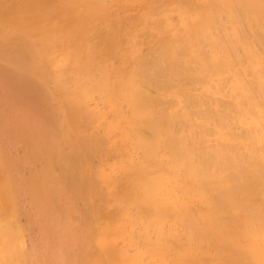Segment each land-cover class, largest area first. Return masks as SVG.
<instances>
[{"label": "rangeland", "instance_id": "rangeland-1", "mask_svg": "<svg viewBox=\"0 0 264 264\" xmlns=\"http://www.w3.org/2000/svg\"><path fill=\"white\" fill-rule=\"evenodd\" d=\"M39 1L40 3L37 4L38 0H0V13H2L1 15L9 13L13 11L14 9L20 8V11H18L19 17L27 18V19L29 18L28 23L33 22V24L34 23L37 24L38 22L36 20L34 21L32 20V19H35L34 17H36L37 14L38 15L41 14L40 16H42L43 19L45 16H51L50 17L51 19L49 22L44 23V20L42 21L43 26L45 27V26L55 25L54 27L59 26L62 30V32L59 34L60 35L59 37L58 36L56 37V35L54 34L55 36H53V38L50 37L48 40L45 34L42 33L43 31L42 29L43 27L41 26L42 24H38L37 28H39L40 26L42 27L39 30L35 27H31L32 29H35L33 30V32L30 33L27 30L25 32L21 29L23 27H21L18 21H14L11 19L7 20L6 17L0 15V225L1 224L4 225L7 223L4 226L1 225V227L2 228L8 227V230L11 227L13 230H15V232L13 231L14 232L13 237L16 239V241L12 239L11 237L12 234L10 238L14 240L15 242H17V244L19 245L21 242V247L18 245L16 248L15 246L16 243L13 241L14 243H12V245L14 244V246L12 247H15L16 251L15 250L13 251V249L15 248L12 249L11 247L13 253H7L9 254L8 256H5L6 254L3 255L5 259L4 257H2V255H0V260L2 261L0 262L1 264H108L105 262L108 261V257H110L109 252L112 253V255L115 253H116L115 255H118L117 254L118 252L120 255L121 253L123 254V252H121L123 250H124V255L125 253L127 254L126 256L123 255L124 262L126 261V263H127V259H129L133 254H135V257L136 255L138 256L137 257L138 260L131 262L132 264H147L146 262L150 264V260L152 263L153 259L157 261L158 259L160 260V258L162 259L163 256L166 259L167 257L165 256V254L159 255L158 251H156L157 255H156V252L150 253L151 251H148L147 253L146 251L147 248L146 250L144 249L145 248L144 242L146 244V242H149V240H151L150 241L151 243L155 241L157 237V233L152 230L155 227L149 226L151 225L150 223L148 225L147 222H144V220L146 219L142 221L144 222L143 224L141 223V220H139L140 224L144 226V228L141 227V229H145L146 232L148 231L147 233H144L145 230L140 231V224L138 223L139 221L138 220L135 221L136 219H141L142 215H144L142 216V219L143 217L148 216L150 214V211L151 212L153 211L152 204L150 203L146 204L144 203L145 202L144 201L143 203L146 205H143V208H142L141 201L145 200L146 197L145 199H143L142 197L139 196L140 198L138 197V199L140 200H138L137 197L135 196L133 200L129 202L130 206L131 205L132 206L131 207L129 205L127 206L126 201L121 197V193H120L124 185H129L125 181L132 178L128 170H131L130 168H132V166L135 167V164L140 160L139 158H141L142 152L138 149L136 150L135 148H132L134 147L133 143L137 140V137H138V136L136 137L135 135H138V133L140 132L142 134L144 133L143 135L148 136L146 134H148L149 130L145 127L143 128L140 127L139 130L141 129V131L138 130V133L131 132V130H129L130 132L127 131V128H129V126H128V123H127L128 127L126 126V122H128L127 120H130L131 118L130 106L128 102L126 103L125 100H120V102L118 101L116 106L112 104L113 97H116L118 94H115L113 92L107 93V91L106 90L104 91L103 88L101 87L100 79L103 77V73H104L102 72L103 67L106 68V65L108 63L114 64L115 68H119V69L109 70L108 71L109 74L113 77L116 76L118 78L122 77L121 79H125V77H127L129 72L131 71L130 69L132 65L130 64H133L134 58L136 59L138 57H143V58H147V60H151L150 57L154 58L155 56L158 55L157 54L159 53L157 50L159 48L158 46H160L161 48V45L164 43V41L165 40L167 41V39L172 36L171 34L179 29L178 27L186 28L187 25L189 26L190 21H189L188 15L193 16L192 14H194V12L199 13V11L203 13V8L205 10L208 8L209 5L215 6L214 7V9L216 8L215 10L211 8L212 6L211 7L209 6L210 10L212 11L214 10L216 12L215 20L214 21L210 20L208 23L209 24L208 30L210 33L212 32L211 29L214 28L211 35L215 33L214 37L218 39V41L220 39L219 42H222L221 43L222 45H227V43L231 42L229 40L235 39L237 36H234V35H238V36L240 35L241 36V37L239 36L241 38L240 41H243L242 43L238 42L236 44L234 43V40H233L232 44L234 43L236 45L233 44L231 46L232 49L230 48L231 52H228L229 51L228 50L227 51L228 53H226V59L227 61L230 62V63L228 62V64H231L233 62L231 65H229V68L234 70V74L236 76L232 74L233 71L228 68L227 69L228 71L222 72L225 74L224 76H222L223 75L222 73L218 74V76H217V73L216 74L212 72L211 73L208 72L206 74L203 73L204 77L207 75L208 79L207 77H205V80L207 79L208 81L206 82L205 80H203L202 82L201 81L202 79L198 77L200 75L198 74V72L195 71L196 68L194 69L195 65L192 64V67L191 66L187 67V65L184 63V65H186L187 68L185 66H182L183 68H180L182 62L180 63V65H178L179 62H177L176 66L178 65L177 69L180 71L176 70L175 72H171L169 70L168 72V69L166 67L164 68L163 66L165 71L168 73L165 74V72L163 71L164 69H163L162 70L163 76H162V73H160L161 78L159 79L160 74H158L155 79L157 80L158 78L160 82L164 80L170 81V83L168 81L167 83L165 81L164 84L160 83L162 87L164 86L163 88H160L163 91L158 89L159 87H161V86L158 87L159 85L158 81H156L157 82L156 85L158 84L157 88H155L154 86L153 87L150 86L149 88L151 89L147 88V91L148 93H151V96L153 98H155L154 96H161V97H158V98H161L160 99L161 103H158L160 102L158 101V98L156 99L158 101L157 102L158 106H156L158 110L160 107L163 108L167 106L166 109H168V111L170 110L173 113L177 114L179 111L178 109H180V112H179L180 114L182 113H184V115L189 114V116L188 115L187 116L193 118L191 119V121L189 118L187 119L188 121L193 123V124L189 123L190 124L189 126L187 125L188 122L186 121V119H182L183 117L179 118L181 115H179V113L177 114V116L179 117L177 118L176 121L172 122L174 124L171 123V129L173 130L175 128L173 132L175 133V136H177L176 137L177 139H180V138L182 139L183 135L185 136L187 129H188L187 126L189 127L193 126V127L198 128V130L203 131V134L206 136V137L204 136L205 139L206 138L208 139V140L206 139V143L209 141V139H211L210 141H212V143L215 141L219 142L217 139L218 138L217 132L220 131L223 134L225 133L224 134V136H226L225 139L228 140L232 138L235 142L238 143L237 146L242 145V147L241 146L239 148L236 147L235 150L238 153H241V155L245 158L246 162L249 163L251 160L249 158L250 157L252 158V156H250L251 154H249L250 152H248L249 147H246V146L243 147V145L245 144L244 141L247 140L248 135L250 136V134H249V131L245 128V126H242L243 122L241 121L245 119L249 120L250 118H261V119L264 118L262 117L264 116L263 115L264 114V104H263L264 97L262 95V93L264 94V91L258 90L257 89L258 84L255 85V83L258 82V80L256 79L258 75L260 76L261 79L264 78V74H262L264 73V51H263L264 50V26L262 29V25H263L262 23H264V17H261L262 18L261 20L259 15L256 16L252 13H249L250 11L247 10L248 8L244 9L246 6L242 8L244 5H240L241 3H238L237 6L239 8L237 6H232L233 12H235L234 15L237 13L233 18L234 20L232 18L230 19V17L228 20V14H227L228 11L226 12L224 11L225 9L222 8V7L226 8V6L223 5L222 0H219L222 4L218 0H132L133 2L131 0H39ZM32 2H34L33 4L35 5H33ZM28 3L32 4L33 7L31 5L26 6ZM92 4H95L96 6ZM220 4H221V8H220ZM240 7H241V10L243 9L244 11L243 12L240 10V12L241 13L243 12V14L244 13L248 14V16L246 15L243 16L241 13H238ZM160 8L161 10H159ZM173 8H175L176 10L175 9L173 10ZM157 12L159 15H157ZM43 13L44 15H42ZM185 13H186V16H185ZM238 14H241V15L239 16ZM217 15L219 19H216ZM146 16L147 18H145ZM151 16L153 18H157V17L158 18L155 19V21L153 19L154 22L148 23L152 19ZM137 17L139 18V20ZM246 17L247 18L249 17L250 19L248 18L247 20ZM140 18H144V20L148 22L140 20ZM159 18H162L163 23L165 24L167 23V26H169L170 28L168 29L169 31L164 30L166 32L163 34H161L162 32H159L160 30H162V26H163L162 22H159L157 24L155 23L158 20H160ZM236 18L239 19V21ZM224 19H225V22H223ZM220 20H221V24L219 22ZM230 20L232 23H230ZM215 21L216 23H218V26L217 24H214ZM233 21L235 22L238 21V23H235ZM250 21L252 22V25ZM210 23H213L214 25L211 24L213 26H210ZM142 24L145 25L144 28L141 27ZM160 24H161V27L159 26ZM224 25H225V28H223ZM237 25H239V27ZM234 26L238 28V31L237 29L235 30ZM26 27H27V24H26ZM175 27L177 29H175ZM226 27H228L230 31H228L229 29ZM134 28L139 29V30H136L135 32ZM189 28H190L189 29L190 31L191 27ZM215 28L217 29V31ZM226 29H228L227 31L229 34L227 33ZM147 31L148 32L151 31V32L148 33ZM156 32L159 33L160 35L156 34ZM127 33L131 38L127 36ZM218 33H221V34H219L218 36ZM226 33L230 36L228 37ZM167 34L169 35L167 36ZM190 34L195 37L198 36L196 35L197 33L192 30ZM149 35L151 36V39ZM226 36H227V39L228 38L230 39L228 40L223 39V38H226ZM257 36H258V39H257ZM134 37L135 38L138 37L139 41L137 39L135 40ZM133 38L135 42L137 41V43L133 42V44H131L132 41H134ZM204 40H202L203 42H200L201 44L200 48L203 51L205 50V53H209L212 50L210 48L212 46L209 40L207 42L206 40L205 41ZM96 41L98 42V44L96 43ZM250 41L251 42L253 41L252 43L253 45L250 43ZM185 42L186 43L188 42V38L186 41H184V43ZM244 42L246 43L242 47V44ZM256 42H259V43H256ZM159 43L160 44L162 43V44L159 45ZM107 44L109 45L106 47ZM245 45L247 46L252 45L255 53L258 54V55L255 54L256 56L255 59L257 61L255 68L253 67V65H251L252 63H250L251 59L249 60V58L246 57L247 55L246 51L244 52L245 49L243 50ZM75 46L76 48H73ZM128 46H130L131 48H128ZM183 46L186 49H188V50L183 51L185 53H187V51H190V50L192 51L193 49L191 48H196L195 41L194 43H192V46H190V50L187 46L185 45ZM238 46H239V49H237ZM112 47L114 48V50ZM97 49H99L98 55L96 54ZM130 49H132V51ZM71 50L74 53H72ZM81 50L82 51L87 50L91 55L95 54V56L93 55L95 58L91 56L90 64L88 66L81 67L77 65L78 59L76 58L78 57V55L82 56L83 54H85L81 52ZM154 50L157 51V53L155 52V54H157L155 56H153ZM206 50L208 51L210 50V51L206 52ZM257 50L261 52H257ZM93 51H96V53ZM107 51L108 52L110 51L111 54L108 53ZM148 51L150 53H148ZM191 51H190V54L194 56V50L192 52ZM65 52L66 54L68 53V57L66 56ZM146 52L147 54H149V56L146 54ZM234 52H237V53L235 54ZM178 53L179 52H176L175 54H178ZM229 53L232 55V56L230 55L231 57L228 56ZM136 54H137V57L135 56ZM58 55L59 56L64 55L65 57H67L64 60L65 62L62 61L61 65L57 68L50 67L51 65H49L48 63L49 61H46V59L48 60L50 56H51L50 58H53V56L56 57ZM178 55L182 59H184L185 56L188 55V53L187 55L186 54L184 55L178 54ZM234 55H237L236 56L237 58ZM179 56H177L176 58H178ZM229 57L230 59L228 60ZM235 58L238 61H235ZM110 60L111 61L113 60V62H110ZM244 62H246V64H249V65L247 66ZM102 64L104 66H102ZM244 66H245V69H247L245 71L248 73L243 71ZM236 69L240 73H238ZM254 69H258V71L257 70L254 71ZM260 69L263 72L259 71ZM252 71H254L255 76L253 75ZM230 73L234 75V77L231 76ZM244 73H246L247 76H244L246 75ZM249 73H251L252 75L251 74L249 75ZM255 73H257L258 75H256ZM186 74L189 76H187ZM219 76L220 77L222 76V77L220 78ZM242 76L244 78L240 79V77ZM253 76H254V80H253ZM210 77L212 80L214 79L213 82L212 80H210ZM193 79L194 80L196 79V80L194 81ZM197 79H200V80L198 81ZM233 79H234V82H233ZM191 80H193L194 82H192ZM227 80H229V83ZM245 80H248L250 84L252 82L253 83L251 84V86H249L250 84L248 83V81H245ZM255 80H257V82ZM238 81L240 83L243 82V85L247 82L246 85L244 86H247V89L248 88L254 89V90L253 89L251 90L252 93L254 94L252 98L255 100L254 101L252 99L254 101L253 106H255V107L252 106V108L254 109L251 108L253 111L251 109L247 110L248 107H246V105H243V104H246L245 103L246 100L245 98H243L245 101L242 103V100H240V98L237 97L238 94L236 90L235 92L237 95L234 92L235 88L232 91H228L230 90V88H233V86L231 87L229 86L231 84L230 82H232V84L235 85V82L237 83ZM195 82L196 83L198 82L199 83L198 85L202 83L203 84L200 85V87H198V85ZM186 83H189V84H186ZM191 83L192 84L195 83V84L191 85ZM205 84L208 85V88H213L212 86L214 84L215 86L216 85L219 86L220 84V86L219 87L214 86L213 89L215 90L212 91V89H208ZM203 85L205 86V88ZM239 86L240 85H238L237 87ZM187 88L188 90H192V92L191 93L190 91L189 93L185 92V91H188ZM201 88L204 89V92L202 93H201V90H202ZM218 88L220 90V91L218 90V93H220L221 95L216 93ZM209 90H211V92L215 94L211 93ZM181 91H183V94L185 92L186 97H184L181 94ZM193 91H195L194 93L197 92L195 96L193 95L194 94ZM208 91L211 94H209ZM175 92H177L178 94H176ZM228 92H230L229 94H231V92L232 93L234 92L233 94H235L236 96H233V94H231V96L226 95L228 94ZM199 93H200V96L198 95ZM205 93H208V95ZM187 94L191 96L189 97V95L187 96ZM258 94L260 96H256ZM197 95L200 97V98L198 97V100L196 99ZM205 95L207 97H205ZM178 96L181 99L182 97H184L185 99H183L182 101H177V100H180ZM192 96L194 97V99ZM201 97L203 99H201ZM234 97L238 98L241 101L242 107L240 103L238 104H235V102L232 103V101L235 100ZM260 97H261V100H259ZM176 98L178 99L176 100ZM186 98L188 100H186ZM162 100H164V102ZM186 101H189V102H186ZM258 101H261L262 103L259 104ZM169 102L171 103V106ZM199 102H204V103L206 102L205 103L206 105L204 103H199ZM216 103L219 106H215ZM161 104L162 105L164 104V106H160ZM165 104H168V105H165ZM201 104H203L205 107L208 105V107L206 108L207 110L204 108V110L202 111L203 109L202 107L204 106ZM127 105H128V108H125L127 107ZM184 105L186 106V108L191 110V112L189 111L186 114L185 111L186 110L188 111V109H185ZM195 105L197 106V110H195L196 108ZM210 106L211 108H209ZM192 107H195L193 108L195 113L193 112ZM200 107L202 109H200ZM257 109L258 111L263 110V112H257ZM199 110L201 112H198ZM205 110L207 111V114L215 113V112L218 113V114H210L214 116V117L212 116V118L215 119L214 122L209 123V121L211 120L213 121V119H208L209 120L208 121L206 120L207 118L205 119V117L201 118V115H203L201 113H204V116H205V112H206ZM127 112L129 113L128 116L125 115V114H128ZM196 113H199L198 115L200 117L196 115ZM195 116L201 118L200 123H195L196 121L199 122V119L197 117L195 118ZM227 117L230 119V122ZM218 118H221V119H218ZM115 119L117 120L116 122H114ZM202 120L203 121L206 120L207 122L205 121V123H202ZM219 121L220 122L224 121V123L222 122L224 125L219 124L220 123ZM112 122L116 123V124H113L115 125L114 127H111L110 125ZM175 123L177 124L175 125ZM206 123H207V126H206ZM210 124L211 126L213 125L212 128ZM181 125H183V127ZM196 125L198 126L201 125L202 127L201 126L197 127ZM207 127L208 129H206ZM110 128H111V131H110ZM181 128L182 130L183 129L184 130L182 131ZM204 129L207 130V132L204 131ZM210 129H216V130H213V131L211 130L212 131L211 132L212 134H211V133H208L210 132ZM223 130L225 131L228 130L227 131L228 134L225 131L223 132ZM249 130L251 132V129ZM143 131H145L146 133ZM256 131L258 132V134L260 132H263V134L260 133V135H264V128H260V130L257 129ZM234 133L236 134V136ZM150 134L151 132H149V135ZM229 134L235 137L229 136ZM244 136L245 138L246 137L247 138L244 139ZM242 138L244 139V141ZM196 140L197 139H195L194 141L195 146L192 145L193 144L192 142H189V144L194 147L193 148L194 152H195V147L197 149L202 144L199 139H198L199 143ZM241 140L243 141V143ZM114 141H116L117 143ZM197 143L199 144V146H197L198 145ZM210 143L211 142H209L208 144ZM213 144H217V143L215 142ZM115 145H117V147ZM119 146H120V149L118 150ZM161 148L159 146L158 151H157L158 155L159 156L161 155L160 157L163 161V164H167V161H165V159L169 155L170 149H168V147L165 145H163ZM113 149L115 151H113ZM163 149L165 150V153ZM133 151L135 153H133ZM249 151L251 150L249 149ZM133 154L135 155L133 156ZM110 162L112 163L116 162V163H113L115 164L113 165ZM123 163L125 164L123 165ZM109 167L111 168L109 169ZM120 167L129 168V169L128 170L125 169L127 171H124V173H122L124 169H121ZM102 171L104 172L102 173ZM108 171L110 173H108ZM111 171L113 172V174ZM133 171H134V168H132L131 172L133 173ZM231 171L233 172L235 170L233 168L231 170L229 169L226 170V172H229V173ZM127 172L129 173L126 174ZM119 173H122V176L124 174L126 178L128 177L127 180L126 178L124 179L125 176L121 177V174ZM235 173H232V174L235 175L236 178L241 176L240 173L241 174L243 173V175L245 174L244 177H246L249 174V164L248 166L246 165L245 167H243L240 173L239 172H237V174ZM106 175L107 176L111 175L113 178L115 177V179L113 178L109 179L110 177H107ZM128 175L130 176V178ZM176 177H174V179H172L171 182L169 181V183L167 181V184H170L168 185V187L169 186L173 187L174 192L176 191V189L181 190L183 185L185 186V184H183V181L186 184L188 182V181L186 182V180L184 179L182 180L178 176ZM131 180H128L127 182L131 183L129 182ZM134 180H135V177H133V181ZM118 182L119 184H117ZM112 184H114V187H112L113 186ZM174 187H177V188L175 189ZM258 189L256 191L257 194L253 193L251 195L252 199L254 200L255 199L257 200L259 197L258 194L261 191V189H259V191ZM178 193H179L178 195L177 193L175 195L180 196V192ZM3 196H5V198ZM117 199H120V201ZM187 199L190 200L189 204L192 203L191 205H189L190 214L193 215L195 210L203 211L204 205L202 206L201 203L196 198H193V196L192 197L189 196L187 197ZM135 201L137 202L135 203ZM132 202L133 204H131ZM107 203H109L110 205ZM149 205L151 209L147 208L149 207ZM122 206L123 208L124 206L125 208L127 206V209H129V211L126 210L125 208L123 209ZM140 206L142 209L140 208ZM137 207H139L140 209ZM191 207H194V210ZM122 210H123V214H120L122 213L121 212ZM125 210L131 213L130 214L131 216L133 215L134 216L128 217L129 215L128 214L126 215V218L128 217L127 219L124 216L122 217L121 215H125L124 213ZM198 212L194 213L196 214V216L194 215L195 217H197ZM167 222L164 223L165 225L164 224L162 225V227L164 226L163 230L164 229L167 230V228L170 227L174 231V228H177L176 231H174V232H177V234L174 233L176 234V237L173 234V239L175 238L173 241L175 244L174 243L173 244L174 245L178 244V247H179V242L183 239L181 236L185 234L183 230L186 227L185 226L186 224L183 221L182 222L178 221V223L177 221L176 222L170 221V223L168 222V224ZM173 223H175L176 227L174 225L171 226ZM182 223L184 224V226L181 225ZM13 224L15 225L13 226ZM177 224H179L180 226H177ZM120 225L121 227L123 226V228H121L122 232L127 231L126 233L124 232L125 237H123L124 235L122 234V232H119L121 230ZM166 225L169 227L165 228ZM16 228L17 229L19 228V229L16 230ZM180 229H183V230H180ZM131 230H134V231H131ZM163 230L161 233H164V234H168L170 233V231L172 232V230H169V231H166L165 233L164 232L165 230L164 231ZM19 231H21V233ZM8 232L12 233L10 231ZM16 232H17V235L15 234ZM111 232L115 234H112ZM180 232L183 235L180 236ZM100 234L102 235V237ZM20 236L22 238H20ZM17 238H20V239H17ZM108 238H111V239L108 241ZM11 239L9 240L10 243L12 242ZM21 239L23 240V246H22ZM242 241H244V239H242ZM105 242H108V243H105ZM190 243H191V240L189 241V246L192 245L193 247H195V250H197L196 251L197 253L195 254V252H193L194 248L191 246L193 249L192 250L191 247H189L190 251L192 250L191 252H193V254H191L190 252L191 254L190 256H194L197 254L203 255L204 252L205 253L207 252V255L210 254L212 256L213 254L214 255L216 254L215 253L216 251L214 252V250L218 251V248L217 249L215 248L216 246L209 245L207 244V242L198 244L200 245L199 247L198 245L195 244V242H192L194 245ZM100 246L102 247L100 248ZM196 246L198 249H196ZM173 247L174 248L171 247L172 251L170 250V246L168 247L169 251L167 248H166L167 251H164L167 253V256L170 254V251L172 253L168 256V259H166L167 264L169 263L171 264L172 262L173 264L175 263L174 258L175 256H178V254L176 252H175L176 254H173V251L180 252L177 245ZM176 247L177 249L175 250ZM133 249H137V250L134 251ZM145 253H147L148 255ZM149 253L154 256H151ZM188 254H189V251L187 252V254L184 253L183 256H186V258H190ZM183 256L182 257L180 256V258H183ZM9 257H13V258L15 257V258L13 260L12 258L10 259ZM154 257H156L157 259ZM169 259H173L171 260L172 262L168 263ZM121 262L123 264V261ZM214 263L219 264L220 261L219 262L214 261Z\"/></svg>", "mask_w": 264, "mask_h": 264}, {"label": "bare ground", "instance_id": "bare-ground-1", "mask_svg": "<svg viewBox=\"0 0 264 264\" xmlns=\"http://www.w3.org/2000/svg\"><path fill=\"white\" fill-rule=\"evenodd\" d=\"M132 1V0H131ZM219 1V0H218ZM45 2V1H44ZM120 2V1H119ZM133 2V1H132ZM164 2V1H163ZM183 2V1H182ZM204 2V1H203ZM209 2V1H208ZM220 2V1H219ZM34 2H32V4H33ZM38 3H40V1L38 0V2H37V4ZM126 3V2H125ZM221 3V2H220ZM222 3H223V5H225L226 6V8L225 7H222L223 9H225L224 11H228V20H229V17H230V19L232 18H234V16L237 14H235L234 15V13L235 12H233V9H232V6H237L238 5V3H241L240 5H244L242 8H244L245 6V8L244 9H247V10H249L250 12L249 13H252V14H254V15H256V16H260V18L261 17H264V0H222ZM221 3V4H222ZM32 4H27L26 6H29V5H31L32 6ZM36 4V5H37ZM43 4V3H42ZM46 4V3H45ZM48 4H49V2H48ZM129 4H131V3H129ZM147 4V3H146ZM149 4V3H148ZM170 4V3H169ZM210 4H211V2H210ZM221 4H220V8H221ZM33 5H35V4H33ZM91 5V4H90ZM92 5H95V4H92ZM186 5V4H185ZM88 6V5H87ZM96 6V5H95ZM210 6V5H209ZM209 6H208V8H209ZM212 6V5H211ZM210 6V7H211ZM33 7V6H32ZM67 7V6H66ZM91 7V6H90ZM214 7L215 6H212L211 8L212 9H214ZM238 7V6H237ZM71 8V7H70ZM208 8L207 9H205L204 10V8H203V13H201L200 11H199V13H197V12H194V14H192L193 16H189L188 15V17H189V21L191 22H189V26L187 25L186 26V28H183L180 24V26L182 27V28H180V27H178L179 29L177 30V31H175L174 33H172L171 35V37L170 38H168L167 39V41L165 42L164 41V43L161 45L160 43H159V45H161V48H160V46H158L159 48L157 49L158 50V52L160 53H157V51L156 50H154V54H153V56H155V55H157V56H155L154 58H152V57H150L151 58V60H147V58H143V57H138V58H134L133 60V64H130V65H132L131 66V73L129 72V76L127 75V77H125V79H121L122 77H116V76H111L110 74H109V70H113V69H119V68H115V65L114 64H109L108 62V64L106 65V68L105 67H103V71L102 72H104L103 73V77L100 79L101 80V83H100V85H101V87L103 88V90L105 91H107V93H115V94H118L116 97H113V99H112V104L114 105V106H116L117 105V103H118V101L120 102V100H125L126 101V103L128 102V104H129V106H130V109H131V118H130V120H127L128 122H126V126H127V123H128V126H129V128H127V131L128 132H130L129 130H131V132H137L138 133V130H139V128L140 127H145V128H147L148 130H149V132H151V134L149 135V132H148V134H146V135H148V136H145V135H143L142 133H138V135H135L136 137H137V140L133 143V146L134 147H132V148H135L136 150L138 149V150H140L141 152H142V154H141V158H139L140 160L135 164V167H133L132 166V168H134V171H133V173L131 172V170H132V168H130L131 170H128L129 168H122V167H120L121 169H124L123 171H122V173H124V171H129L130 172V176L132 177L131 179H128V180H131V181H129V182H131V183H128L127 181V178H126V176L123 174V176H125L124 177V179L126 178V180L127 181H125L127 184H129V185H124V187L122 188V190H121V197L126 201V205L128 206H130V203L129 202H131L132 200H133V198L136 196L137 197V199H138V197L140 196V197H142L143 199H145V197H146V199L145 200H142L141 201V206H142V208H143V205H146L147 203H150V204H152V207H153V211L151 212L150 211V214L148 215V216H146V217H143V219H142V216H144V215H142L141 216V219H136V217H135V221H139V220H141V223L143 224L144 222H147V224L149 225V223L151 224V225H149V226H154L153 228L156 230H154V229H152L154 232H156L157 233V237H156V239H155V241L153 242V243H151L150 241L151 240H149V242H146V244H145V242H144V245H145V250H146V248H147V253H148V251H151L150 253H152V252H156V251H158L159 252V255H161V254H165V256L167 257L166 259H168V256L170 255V254H172L171 253V251H172V248H174L173 246H176L177 245V247H178V244H176V245H174L175 243L173 242L174 241V239H173V234L174 233H176L177 234V232H174V231H176V229L177 228H174V231L169 227V226H165V228L166 227H169V228H167V230H163V228H164V226L162 227V225L164 224V223H166L167 221L170 223V221L171 222H176L177 221V223H178V221H183L186 225V227L184 228V230L183 229H180V230H183L184 232H185V234L183 235V234H181V232H180V236L181 235H183V236H181L183 239L179 242V247H178V249L180 250V252L179 251H173V254H178V256H175V263L174 264H213L214 263V261L216 262H219L220 261V263L219 264H221V262H222V264H264V135H260V133L261 134H263V132H260L259 134H258V132L256 131L257 129H259L260 130V128H264V118L263 119H261V118H250L249 120H247V119H245V120H242L241 122H243V125L242 126H245V128L249 131V134H250V136L248 135V133H247V135H248V138H247V140H245L244 141V139H246L245 138V136H247V135H245L244 136V139H243V141H244V145H243V147L244 146H246V147H249V149L251 150V151H249V149H248V152H250L249 154H251L250 156H252V158L250 157L249 159H251L250 160V162L248 163V162H246V160H245V158L241 155V153H238L236 150H235V148L236 147H242V145H240V146H237L238 145V143L237 142H235L232 138H230V139H225L226 138V136H224V134L222 133V132H217L218 133V141L219 142H217V141H215L217 144H213V143H215V142H213L212 143V141H210L211 139H209V141L206 143V139H205V135L203 134V131H200V130H198V128H196V127H193L192 126V122H190L191 121V119H193V118H191V117H188L189 116V114H187L189 111L191 112V110H189L188 108H186V106L184 107L185 109H188V111L186 112L185 111V113L188 115H184V113H182V114H180L179 112H180V109H178L179 111H178V113H179V115H181L180 117L179 116H177V114H175V113H173L172 111H168V109H166V107L167 106H165V107H163V108H159V110L156 108V106H158L157 105V102L158 101H160V102H158V103H161V98H158V97H161V96H154L155 98H153L152 96H151V93H148V91H147V88H149L150 86H154L155 88H157V85H156V81H158L159 82V85H158V87L159 86H161L160 85V83L162 84H164L165 83V81L166 80H164V81H162V82H160V80H158V78H157V80H155L156 79V77H157V75L158 74H160V73H162L163 71L165 72V74H167L168 72H169V70L171 71V72H175L176 70H178L177 69V66L178 65H180V63H181V67L180 68H183L182 66H185L186 67V65H187V67H192V64L193 65H195L194 66V69L196 68V72H198V74L200 75V76H198V77H200V79H202L201 81L203 82V80H205V77H207V75L204 77V75H203V73H208V72H212V73H217V76H218V74H221L222 72H225V71H228L227 69L229 68V65H231V64H228V62L229 61H227V59H226V53H228V52H231L230 51V48H231V46L234 44V43H238V42H243V41H240L241 40V36L239 37L238 35H234V36H237L236 38L235 37H233V38H235V39H231V40H229V41H231V42H229V43H227V45H222L221 43L222 42H219L220 41V39H219V41H218V39H216L214 36V34L215 33H213V35H211V33L213 32V29L214 28H212L211 30H212V32L210 33L209 32V30H208V23H209V21L211 20V21H214L215 20V16H216V12L213 10H210V8H209V10H208ZM239 8V7H238ZM163 9H164V7H163ZM175 8H173V10H174ZM227 9V10H226ZM58 10V9H57ZM61 10V9H60ZM95 10V9H94ZM157 10V9H156ZM159 10H161V8L159 9ZM171 10V9H170ZM176 10V9H175ZM202 10V9H201ZM240 10H241V7H240V9H239V12L238 13H241L240 12ZM18 11H20V8L19 9H14L13 11H11V12H9V13H6V14H3V15H1L2 13H0V15L1 16H4V17H6V19L7 20H9V19H11V20H14V21H18L19 22V24L21 25V27H23V28H21L23 31H25L26 32V30L28 31V32H33V30H35V29H32L31 27H35V28H37L38 27V24H42V21L44 20V23H47V22H49L50 21V17L51 16H43L44 17V19L42 18V16H40V15H36V17H34L35 19H32L33 21L34 20H36L38 23L37 24H33V22L32 23H28L29 22V18L27 19V18H22V17H19V14H18ZM34 11V10H33ZM169 11V10H168ZM241 11H243V9L241 10ZM48 12V11H47ZM50 12V11H49ZM68 12V11H67ZM143 12V11H142ZM149 12V11H148ZM159 12V11H158ZM158 12H157V15H159L158 14ZM162 12H164V11H162ZM182 12V11H181ZM222 12V11H221ZM226 12H225V14H226ZM244 12V11H243ZM243 12L241 13L243 16L244 15H246V16H248V14H243ZM246 12V11H245ZM161 13V12H160ZM188 13V12H187ZM218 13V12H217ZM219 13H220V11H219ZM23 14V13H22ZM26 14V13H25ZM148 14V13H147ZM179 14H180V12H179ZM223 14V13H222ZM221 14V15H222ZM241 14H238L239 16L241 15ZM42 15H44V13L42 14ZM145 15V14H144ZM184 15V14H183ZM34 16V15H33ZM185 16H186V13H185ZM223 16V15H222ZM221 16V17H222ZM60 17V16H59ZM68 17V16H67ZM152 17V16H151ZM154 17H156V16H154ZM159 17H161V16H159ZM242 17V16H241ZM18 18V19H17ZM136 18V17H135ZM138 18V17H137ZM145 18H147V16L145 17ZM158 18V17H157ZM157 18H153L152 17V19L148 22V21H145L144 20V18H140V20H143V21H145V22H148V23H150V22H154L155 21V19H157ZM175 18V17H174ZM183 18V17H182ZM181 18V19H182ZM247 18V17H246ZM245 18V19H246ZM249 18V17H248ZM248 18H247V20H248ZM153 19H154V21H153ZM160 20H158L157 22H155L156 24L157 23H159V22H162V30H160L159 32H162L161 34H163V33H165L166 31H169L168 29H170L169 28V26H167V23L165 24V23H163V19L162 18H159ZM216 19H219L218 18V15H217V17H216ZM221 19H223V18H221ZM226 19V18H225ZM225 19H224V21L223 22H225ZM237 19V18H236ZM235 19V20H236ZM241 19V18H240ZM250 19V18H249ZM138 20H139V18H138ZM173 20V19H172ZM234 20V19H233ZM238 21H239V19H237ZM242 20V19H241ZM261 20H262V18H261ZM31 21V20H30ZM132 21H134V20H132ZM188 21V20H187ZM227 21V20H226ZM238 21L237 22H235V21H233V22H235V23H238ZM40 22V23H39ZM142 22V21H141ZM220 22V24H221V20L219 21ZM222 22V23H223ZM251 22V21H250ZM66 23V22H65ZM140 23V22H139ZM214 23V22H213ZM213 23H210V26H213L214 24H217V26H218V23H216V21H215V23L213 24ZM230 23H232L231 22V20H230ZM26 24H27V27H26ZM71 24V23H70ZM136 24H137V22H136ZM211 24H213V25H211ZM225 24V23H224ZM263 25H262V29H263V26H264V23H262ZM29 25V26H28ZM45 25V24H44ZM143 25V26H142ZM141 25V27H143L144 28V24H142ZM179 25H177V26H179ZM223 25V24H222ZM221 25V26H222ZM230 25V24H229ZM233 25H235V24H233ZM251 25H252V22H251ZM9 26V25H8ZM43 28H42V27ZM39 28H37L38 30L39 29H43V31H42V33H44L45 34V36H46V38L49 40V38L50 37H52L53 38V36H55L56 35V37L58 36H60L59 34L62 32V30H61V28L59 27V26H57V27H54V26H43V24L41 25ZM68 26H70V25H68ZM72 26H73V24H72ZM133 26V25H132ZM135 26V25H134ZM160 27H161V24L159 25ZM176 26V27H177ZM227 26V25H226ZM238 27H239V25H237ZM140 27V28H141ZM168 27V28H167ZM175 27V29H177ZM189 27H191V30L192 31H194V32H196L197 34L196 35H198L197 37H195V36H192L191 34H190V32H191V30L189 31ZM216 27V26H215ZM235 27V30L237 29V31H238V28H236V26H234ZM67 28H69V27H67ZM142 28V29H143ZM167 28V29H166ZM220 28V27H219ZM223 28H225V25H224V27ZM226 28H228V27H226ZM252 28V27H251ZM158 29V28H157ZM216 29V28H215ZM229 29V28H228ZM228 29H226V31L228 30ZM233 29V28H232ZM253 29V28H252ZM70 30V29H69ZM136 30H139V29H135L134 28V31L136 32ZM141 30V29H140ZM164 30H166V31H164ZM222 30V29H221ZM245 30V29H244ZM248 30V29H247ZM261 30V29H260ZM112 31H113V29H112ZM152 31V30H151ZM150 31V32H151ZM178 31H180V32H178ZM216 31H217V29H216ZM228 31H230V29L228 30ZM228 31H227V33H228ZM233 31V30H232ZM236 31V32H237ZM240 31V30H239ZM250 31V30H249ZM256 31V30H255ZM63 32H65V31H63ZM128 32V31H127ZM131 32H132V30H131ZM148 32V31H147ZM150 32H148V33H150ZM158 32V31H157ZM156 32V34H159V33H157ZM219 32V31H218ZM224 32V31H223ZM254 32V31H253ZM146 33V32H145ZM144 33V34H145ZM217 33V32H216ZM222 33V32H221ZM221 33H218V36H219V34H221ZM226 33V34H227ZM55 34V35H54ZM71 34V33H70ZM147 34V33H146ZM155 34V35H156ZM194 34V33H193ZM229 34V33H228ZM227 34V35H228ZM233 34H235V33H233ZM239 34V33H238ZM243 34V33H242ZM246 34V33H245ZM259 34V33H258ZM73 35V34H72ZM123 35V34H122ZM131 35V34H130ZM139 35H141V34H139ZM160 35V34H159ZM169 34H167V36H168ZM223 35V34H222ZM221 35V36H222ZM260 35H261V33H260ZM263 35V34H262ZM127 36H129L128 35V33H127ZM136 36V35H135ZM146 36V35H145ZM145 36H144V38H145ZM150 36V35H149ZM148 36V37H149ZM163 36V35H162ZM224 36V35H223ZM222 36V37H223ZM230 35H228V37H229ZM75 37H77V36H75ZM130 37V36H129ZM157 37V36H156ZM159 37V36H158ZM165 37V36H164ZM221 37V38H222ZM252 37V36H251ZM250 37V38H251ZM55 38V37H54ZM99 38V37H98ZM123 38V37H122ZM131 38V37H130ZM135 38V37H134ZM134 38H133V40H134ZM153 38H155V37H153ZM160 38V37H159ZM158 38V39H159ZM162 38V37H161ZM187 38H188V42L185 44L184 43V41H186L187 40ZM218 38V37H217ZM255 38H256V36H255ZM101 39V38H100ZM138 40V37L137 38H135V40ZM146 39H147V37H146ZM150 39H151V36H150ZM206 40V42L209 40V42H210V44H211V46L212 47H210L209 45V47L212 49L210 52L208 51V50H206V52H209V53H205V50L203 51V50H201V48H200V42H203L202 40ZM223 39H227V36H226V38H223ZM228 39H230V38H228ZM227 39V40H228ZM252 39V38H251ZM257 39H258V36H257ZM256 39V40H257ZM98 40V39H97ZM135 40L134 41H132V43L131 44H133V42H135ZM154 40V39H153ZM164 40V39H163ZM201 40V41H200ZM204 40V41H205ZM234 40V43L232 44V41ZM250 40V39H249ZM108 41V40H107ZM112 41V40H111ZM139 41V40H138ZM151 41V40H150ZM158 41V40H157ZM194 41H195V46H196V48H191V49H193L194 50V56L192 55V54H190V46H192V43H194ZM221 41H222V39H221ZM224 41V40H223ZM260 41V40H259ZM113 42V41H112ZM129 42V41H128ZM152 42V41H151ZM160 42V41H159ZM161 42H163V41H161ZM208 42V43H209ZM254 42H255V40H254ZM81 43V42H80ZM96 43L98 44V42L96 41ZM103 43H105V42H103ZM109 43V42H108ZM135 43H137V41L135 42ZM144 43V42H143ZM156 43V42H155ZM240 43V44H241ZM246 42H244L243 44H242V47H243V45L245 44ZM250 43L252 44L253 43V41L251 42L250 41ZM256 43H259V42H256ZM261 43V42H260ZM96 44V45H97ZM207 44V43H206ZM221 44V45H220ZM236 44H234V45H236ZM262 44V43H261ZM109 44H107L106 45V47L108 46ZM114 45H115V43H114ZM136 45V44H135ZM139 45V44H138ZM183 45H185V46H187L188 48H189V50L190 51H187V53H188V55H187V53H185V52H183L184 50H188V49H186ZM253 45V44H252ZM252 45L251 46H247V45H245V47L243 48V50H244V52L246 51V57L247 58H249V60L251 59V62L250 63H252L251 65H253V67L255 68V66H256V64H257V61H256V59H255V54H257V53H255V51H254V48L252 47ZM257 45H259V44H257ZM103 46V45H102ZM101 46V47H102ZM113 46V45H112ZM134 46V45H133ZM137 46V45H136ZM135 46V47H136ZM157 46V45H156ZM204 46H205V44H204ZM262 46V45H261ZM65 47V46H64ZM87 47V46H86ZM85 47V48H86ZM94 47H95V45H94ZM97 47V46H96ZM110 47H111V45H110ZM114 47V46H113ZM112 47V48H113ZM119 47V46H118ZM146 47V46H145ZM154 47V46H153ZM255 47V46H254ZM259 47V46H258ZM73 48H76V46L75 47H73ZM99 48V47H98ZM105 48V47H104ZM115 48V47H114ZM114 48H113V50H114ZM127 48V47H126ZM128 48H131L130 46H128ZM127 48V49H128ZM134 48V47H133ZM152 48V47H151ZM206 48H207V46H206ZM205 48V49H206ZM236 48V47H235ZM83 49V48H82ZM117 49V48H116ZM119 49V48H118ZM136 49V48H135ZM147 49V48H146ZM209 49V48H208ZM232 49V48H231ZM237 49H239V46H238V48ZM93 50V49H92ZM96 50V49H95ZM106 50V49H105ZM104 50V51H105ZM110 50H111V48H110ZM131 51H132V49H130ZM153 50V49H152ZM192 50V51H193ZM229 50V51H228ZM261 50V49H260ZM72 51V50H71ZM98 51H99V49H97V53H96V51H93V52H95L97 55H98ZM101 51V50H100ZM191 51V52H192ZM228 51V52H227ZM233 51V50H232ZM264 51V50H263ZM25 52V51H24ZM62 52V51H61ZM81 52H83V53H85V54H83L82 56H80V55H78V57L76 58V59H78V61H77V65L78 66H88L89 64H90V59H91V56H95V54H90L87 50H81ZM106 52V51H105ZM108 52V51H107ZM115 52V51H114ZM124 52V51H123ZM129 52V51H128ZM155 52L157 53V54H155ZM176 52H179L178 54H180V55H184V54H186L187 56H185V58L184 59H182L178 54H175ZM257 52H261V51H259V50H257ZM63 53H64V51H63ZM72 53H74L73 51H72ZM108 53H110V51L108 52ZM148 53H150L149 51H148ZM153 53V52H152ZM151 53V54H152ZM235 54L237 53V52H234ZM61 54V53H60ZM65 54H66V52H65ZM111 54V53H110ZM137 54H138V52H137ZM137 54L135 55L136 57H137ZM146 54H147V52H146ZM233 54V53H232ZM148 56H149V54H147ZM231 54L229 53V55L228 56H230ZM244 55V54H243ZM258 55V54H257ZM26 56V55H25ZM66 56L68 57V53L66 54ZM93 56V57H94ZM110 56V55H109ZM117 56H118V54H117ZM177 56H179L178 58H176ZM232 56V55H231ZM230 56V57H231ZM235 57L237 56V55H234ZM239 56V55H238ZM263 56V55H262ZM28 57V56H27ZM49 57V56H48ZM51 57V56H50ZM48 58V60L46 59V61H49L48 63H49V65H51L50 67H53V68H57V67H59L60 65H61V63H62V61H64L65 60V58H67V57H65L64 55H58V56H53V58ZM183 57V56H182ZM230 57L228 58V60L230 59ZM95 58V57H94ZM107 58V57H106ZM116 58V57H115ZM237 58V57H236ZM235 58V61H238L237 59ZM258 58V57H257ZM118 59H119V57H118ZM178 59H179V61H178ZM239 59V58H238ZM244 59V58H243ZM262 59V58H261ZM95 60V59H94ZM116 60V59H115ZM124 60V59H123ZM122 60V61H123ZM248 60V59H247ZM119 61V60H118ZM231 61V60H230ZM65 62V61H64ZM110 62H113V60L111 61L110 60ZM177 62H179V64L176 66V64H177ZM247 62V61H246ZM246 62H244L245 64H246ZM184 63L186 64V65H184ZM230 63V62H229ZM238 63V62H237ZM243 63V62H242ZM119 64H120V62H119ZM244 64V65H245ZM259 64V63H258ZM99 65V64H98ZM247 66L249 65V64H246ZM251 65H250V67H251ZM102 66H104L103 64H102ZM163 66H164V68L166 67L167 69H168V72H166L165 71V69L163 68ZM240 66V65H239ZM101 67V66H100ZM184 67V68H185ZM186 67V68H187ZM235 67V66H234ZM252 67V68H253ZM179 68V69H180ZM232 68H233V66H232ZM236 68V67H235ZM239 68V67H238ZM243 68V67H242ZM248 68V67H247ZM259 68V67H258ZM129 69V68H128ZM164 69V70H163ZM229 69H231V68H229ZM251 69V68H250ZM263 69V68H262ZM163 70V71H162ZM184 70V69H183ZM186 70V69H185ZM209 70V71H208ZM232 70V69H231ZM239 70V69H238ZM240 70H241V68H240ZM239 70V71H240ZM245 70H247V69H245V66H244V70L243 71H245ZM252 70V69H251ZM255 70H257L258 71V69H254V71ZM116 71V70H115ZM128 71V70H127ZM178 71H180V70H178ZM233 71V73L232 74H234V70H232ZM231 71V72H232ZM236 71H237V69H236ZM254 71H252L253 72V75H254ZM259 71H261V72H263L261 69L259 70ZM170 72V73H171ZM238 72V71H237ZM242 72V71H241ZM246 72V71H245ZM261 72H260V74H261ZM116 73V72H115ZM114 73V74H115ZM177 73V72H176ZM180 73V72H179ZM191 73V72H190ZM209 73V74H210ZM229 73V72H228ZM236 73V72H235ZM238 73H240V72H238ZM246 73H248V72H246ZM246 73H244V74H246ZM223 75L222 76H224L225 74L224 73H222ZM231 74V73H230ZM231 74V76H233L234 77V75H232ZM242 74V73H241ZM251 73H249V75H250ZM256 75H258L257 73H255ZM262 74H264V73H262ZM102 75V74H101ZM184 75V74H183ZM182 75V76H183ZM187 75V74H186ZM190 75H192V74H190ZM252 75V74H251ZM161 76V74L159 75V79L161 78L160 77ZM162 76H163V73H162ZM170 76V75H169ZM187 76H189V75H187ZM221 76V77H222ZM236 76V75H235ZM239 76V75H238ZM244 76H247V74L246 75H244ZM255 76V75H254ZM254 76H253V80H254ZM259 76V75H258ZM257 76V77H258ZM204 77V78H203ZM220 77V76H219ZM220 77V78H221ZM256 77V79L258 80V82H257V80H255L257 83H255V85L256 84H258L257 85V89L258 90H263L264 91V78L263 79H261L260 78V76L257 78ZM262 77V76H261ZM175 78V77H174ZM179 78V77H178ZM185 78V77H184ZM187 78H189V77H187ZM190 78H191V76H190ZM213 78H215V77H213ZM224 78V77H223ZM225 78H226V76H225ZM230 78H232V77H230ZM236 78V77H235ZM234 78V79H235ZM243 79L244 77L242 76V77H240V79ZM176 79V78H175ZM200 79H197L198 81L200 80ZM207 79H208V77H207ZM205 80L206 82L208 81V80ZM229 79V78H228ZM234 79H233V82H234ZM238 79V78H237ZM179 80V79H178ZM188 80V79H187ZM194 80V79H193ZM193 80H191L192 82H194ZM210 80H212L211 79V77H210ZM214 80V79H213ZM213 80H212V82H213ZM219 80V79H218ZM221 80V79H220ZM249 80V79H248ZM248 80H245V81H248ZM252 80V79H251ZM168 81V80H167ZM167 81H166V83H167ZM200 81V82H201ZM225 81V80H224ZM228 81V83H229V80H227ZM169 83H170V81H168ZM184 82V81H183ZM183 82H181V83H183ZM190 82V81H189ZM210 82V81H209ZM211 82V83H212ZM172 83V82H171ZM196 83V82H195ZM195 83H193V84H195ZM210 83V84H211ZM219 83V82H218ZM227 83V84H228ZM231 84H232V82H230ZM247 83V82H246ZM246 83L244 84V85H246ZM248 83H249V81H248ZM253 83V82H252ZM251 83V84H252ZM183 84H185V83H183ZM186 84H189V83H186ZM192 83H191V85H193ZM197 85L199 84L198 82L196 83ZM203 84V83H202ZM202 84H200V85H202ZM207 84V83H206ZM205 84V85H206ZM222 84V83H221ZM229 85L230 87L231 86H233V88H230V90H228V91H232L234 88V92H235V90H236V92H237V94H236V92H235V94L237 95V97H239L240 98V100H242V103L245 101V103L246 104H243V105H246V107H248L247 108V110L248 109H251L252 108V106H253V102L255 101L253 98H252V96H254V94L252 93V89H250V88H248L247 89V86H244L243 85V82H235V85L234 84H232V85ZM250 84V83H249ZM248 84V85H249ZM251 84L249 85V86H251ZM174 85V84H173ZM200 85H198V87H200ZM213 85V84H212ZM211 85V86H212ZM238 85H240L239 87H237ZM204 86V85H203ZM202 86V87H203ZM207 86V88H208V85H206ZM214 86H215V84L212 86L213 88H214ZM219 86H220V84H219ZM219 86H215V87H219ZM253 86V85H252ZM164 87V86H163ZM162 86L161 87H159L158 89H160V88H163ZM190 87V86H189ZM195 87H197V86H195ZM195 87H193V88H195ZM246 87V88H245ZM192 88V87H191ZM204 88H205V86H204ZM213 88H208V89H212V91L213 90H215V89H213ZM222 88V87H221ZM238 88H239V90H238ZM149 89H151V88H149ZM154 89V88H153ZM182 89V88H181ZM202 89V88H201ZM161 91H163L162 89H160ZM175 90V89H174ZM187 90H188V88H187ZM207 90V89H206ZM218 90H219V88L217 89V92L216 93H218ZM222 90V89H221ZM254 90V89H253ZM151 91V90H150ZM180 91V90H179ZM189 91H190V93L192 92V90H188V91H185V92H188L189 93ZM210 92H211V90H209ZM209 91H208V93H209ZM220 91V90H219ZM119 92V93H118ZM185 92H184V94H183V91H181V94L184 96V97H186L185 96ZM195 91H193V93H194ZM202 92H204V89H202L201 90V93ZM233 92V93H234ZM260 92H262V91H260ZM153 93V92H152ZM158 93V92H157ZM156 93V94H157ZM161 93V92H160ZM164 93V92H163ZM163 93H162V95H163ZM176 94H178L177 92H175ZM180 93V92H179ZM208 93H205V94H207L208 95ZM211 93H213V92H211ZM211 93H209V94H211ZM222 93V92H221ZM230 92H228V94H226V95H230L231 96V94H233L232 92H231V94H229ZM180 94V95H181ZM197 94V92L196 93H194L193 95L195 96ZM213 94H215V93H213ZM218 94H220V93H218ZM235 94H233V96H236ZM152 95H154V94H152ZM181 95V96H182ZM189 94H187V96H188ZM199 96H200V93L198 94ZM196 96L197 98V100H198V97L199 96ZM221 95V94H220ZM262 95H263V97H264V94L262 93ZM172 96V95H171ZM176 96V95H175ZM191 95H189V97H190ZM202 96V95H201ZM256 96H260L259 94L258 95H256ZM179 97V96H178ZM184 97H182V99L179 97V99L180 100H177L178 98H176V100L177 101H182L183 99H185ZM188 97V98H189ZM193 97V96H192ZM191 97V98H192ZM205 97H207L206 95H205ZM115 98V99H114ZM158 98V101L156 100ZM169 98V97H168ZM170 98H172V97H170ZM190 98V99H191ZM200 98V97H199ZM243 98H245V100L243 99ZM189 99V100H190ZM193 99H194V97H193ZM192 99V100H193ZM201 99H203L202 97H201ZM233 99V98H232ZM234 99L235 100H233L232 101V103L233 102H235V104H238V103H240L241 104V107H242V103H241V101L238 99V98H235L234 97ZM254 101H253V100ZM166 100H168V99H166ZM172 100V99H171ZM170 100V101H171ZM186 100H188L187 98H186ZM197 100H195V101H197ZM200 100V99H199ZM206 100V99H205ZM222 100V99H221ZM231 100V99H230ZM259 100H261V97H260V99ZM124 101V102H125ZM163 102H164V100H162ZM194 101V100H193ZM203 101V100H202ZM224 101H225V99H224ZM109 102V101H108ZM168 102V101H167ZM173 102V101H172ZM185 102V101H184ZM186 102H189V101H186ZM192 102V101H191ZM259 102V104L260 103H262L261 101H258ZM126 103H124V104H126ZM170 103V102H169ZM168 103V104H169ZM199 103H204V102H199ZM206 103V102H205ZM204 103V104H205ZM226 103V102H225ZM228 103V102H227ZM168 104H165V105H168ZM217 104V103H216ZM215 104V106H219L218 104L216 105ZM222 104V103H221ZM257 104V103H256ZM263 104H264V102H263ZM173 105V104H172ZM201 105H203V104H201ZM206 105V104H205ZM255 105V104H254ZM119 106V105H118ZM126 106V105H125ZM160 106H164V104L162 105H160ZM170 106H171V103H170ZM204 106V105H203ZM237 106V105H236ZM257 106V105H256ZM108 107H110V106H108ZM169 107V106H168ZM183 107V106H182ZM191 107V106H190ZM196 107V108H195ZM195 107H192V110H193V112L195 113V111H194V109L193 108H195V110H197V106L195 105ZM208 107V105L205 107H200V109H202V111L204 110V108L206 109ZM234 107V106H233ZM253 107H255V106H253ZM125 108H128V105H127V107H125ZM209 108H211V106L209 107ZM214 108V107H213ZM259 108V107H258ZM261 108V107H260ZM111 109V108H110ZM252 109H254V108H252ZM251 109V110H252ZM262 109V108H261ZM118 110V109H117ZM182 110V109H181ZM207 110V109H206ZM205 110V111H206ZM246 110V111H247ZM255 110H256V108H255ZM210 111H212V110H210ZM250 111V110H249ZM253 111V110H252ZM174 112H175V110H174ZM198 112H201L200 110L198 111ZM256 112V111H255ZM257 112H263V110L262 111H258V109H257ZM82 113V112H81ZM128 113V112H127ZM251 113V112H250ZM117 114V113H116ZM199 113H196V115H198ZM201 114H203V115H201V118L202 117H205V119L206 120H208V119H213V121L211 120V121H209V123L210 122H214V118H212V116L213 115H210V114H218L217 112H215V113H209V114H207V111L205 112V116H204V113H201ZM207 114V115H206ZM111 115V114H110ZM119 115H121V114H119ZM126 116H128L129 115V113L128 114H125ZM246 115V114H245ZM256 115V114H255ZM264 115V114H263ZM199 116V115H198ZM249 116V115H248ZM259 116V115H258ZM181 118V117H183L182 119H186V121L188 122V124L187 125H189L190 126V124L189 123H192L191 124V126L192 127H189V126H187L188 127V129H187V132H186V134H185V136L183 135V138L181 139H177L176 137L177 136H175V133L173 132V130L175 129H171V123L172 122H174V121H176L177 120V118ZM197 116H195V118H196ZM200 117V116H199ZM199 117H197L198 119H199V122H197L196 120V122L195 123H200L201 122V118H199ZM214 117V116H213ZM262 117H264V116H262ZM190 119V121H188L187 119ZM216 118V117H215ZM222 118V117H221ZM221 118H218V119H221ZM228 118V117H227ZM229 118H230V116H229ZM228 118V119H229ZM197 119V120H198ZM217 119V120H218ZM233 119V118H232ZM119 120V119H118ZM204 120V119H203ZM202 120V123H205V121H203ZM216 120V121H217ZM117 120L115 119V121L114 122H116ZM179 121V120H178ZM185 121V120H184ZM185 121V122H186ZM215 121V122H216ZM221 121V120H220ZM219 121V122H220ZM207 122V121H206ZM218 122V121H217ZM223 123H224V121H222ZM222 122H220L219 124H222V125H224ZM228 122V121H227ZM229 122H230V119H229ZM119 123V122H118ZM180 123V122H179ZM184 123V122H183ZM201 123V124H202ZM208 123V124H209ZM113 124H116V123H111L110 125H111V127H114L115 125H113ZM172 124H174V123H172ZM177 123H175V125H176ZM215 124V123H214ZM229 124H231V123H229ZM109 125V126H110ZM113 125V126H112ZM125 126V125H124ZM127 126V127H128ZM178 126V125H177ZM182 127H183V125H181ZM197 127H200L201 125H196ZM206 126H207V123H206ZM210 126H211V124H210ZM213 126V125H212ZM212 126H211V128H212ZM221 126V125H220ZM219 126V127H220ZM172 127H173V125H172ZM202 127V126H201ZM209 127V126H208ZM208 127L206 128V129H208ZM249 127V128H248ZM195 128V129H194ZM210 128V127H209ZM242 128V127H241ZM244 128V129H245ZM197 129V130H196ZM243 129V128H242ZM241 129V130H242ZM249 129H251V132H250V130ZM109 130V129H108ZM107 130V131H108ZM133 130V131H132ZM144 130V129H143ZM180 130V129H179ZM181 130H182V128H181ZM184 130V129H183ZM182 130V131H183ZM186 130V129H185ZM213 130H216V129H210V132H208V133H211ZM232 130V129H231ZM230 130V131H231ZM110 131H111V128H110ZM139 131H141V129L139 130ZM204 131H206L207 132V130H205L204 129ZM209 131V130H208ZM222 131V130H221ZM225 130H223V132H224ZM228 131V130H227ZM227 131H225V132H227ZM243 131V130H242ZM143 132H145V131H143ZM175 132H177V131H175ZM205 132V133H206ZM233 132V131H232ZM109 133H111V132H109ZM146 133V132H145ZM179 133V132H178ZM214 133V132H213ZM212 134V133H211ZM227 134H228V132H227ZM226 134V135H227ZM233 134V133H232ZM235 134V133H234ZM246 134V133H245ZM129 135V134H128ZM258 135V136H257ZM205 136V137H204ZM208 136V135H207ZM217 136V135H216ZM229 136H232V137H235L236 136V134H235V136H233V135H230L229 134ZM262 136H263V138H262ZM105 137V136H104ZM211 137V136H210ZM239 137V136H238ZM240 138V137H239ZM113 139V138H112ZM130 139V138H129ZM132 139H134V138H132ZM195 139H197L196 141L198 142V139L200 140V142L202 143H200L201 144V146H199V142L196 144L197 146H199L197 149H196V147H195V152H194V147L193 146H195L194 145V141H195ZM216 139V138H215ZM241 139V138H240ZM208 140V139H207ZM116 141H117V139H116ZM116 141H114V142H116ZM240 141V140H239ZM242 141V140H241ZM243 141H242V143H243ZM121 142V141H120ZM119 142V143H120ZM189 142H192L191 144L193 145H190L189 144ZM209 142H211L210 144H208ZM117 143V142H116ZM241 143V144H242ZM213 144V145H212ZM108 145V144H107ZM121 145H122V143H121ZM163 145H165V146H167L168 147V149H170L169 150V155L167 156V160L165 159V161H167V164H163V161H162V159H161V155L159 156L158 155V148H159V146H160V148L163 146ZM116 147H117V145H115ZM124 146V145H123ZM123 148V147H122ZM121 148V149H122ZM120 149V146L118 147V150ZM160 150V149H159ZM161 150H162V148H161ZM160 150V151H161ZM164 150V149H163ZM113 151H115L114 149H113ZM166 151H168V150H166ZM133 153H135L134 151H133ZM164 153H165V150H164ZM167 153V152H166ZM115 155V154H114ZM118 155V154H117ZM135 154H133V156H134ZM118 157V156H117ZM114 158V157H113ZM163 158V157H162ZM120 159V158H119ZM108 160V159H107ZM110 160V159H109ZM123 160V159H122ZM138 160V159H137ZM119 161V160H118ZM121 162V161H120ZM105 163H106V161H105ZM111 164H113V163H116V162H110ZM126 163V162H125ZM125 163H123V165L125 164ZM118 164V163H117ZM248 164H249V174L246 176V177H244V175H243V173L241 174L240 172H241V169L243 168V167H245L246 165L248 166ZM113 165H115V164H113ZM127 165V164H126ZM130 165H131V163H130ZM121 166V165H120ZM114 167V166H113ZM119 167V166H118ZM117 167V168H118ZM111 167H109V169H110ZM234 169L235 171H231L230 173L229 172H226V170L227 169H229V170H231V169ZM106 169V168H105ZM115 169V168H114ZM125 169H127V170H125ZM98 171V170H97ZM119 171V170H118ZM104 171H102V173H103ZM112 172V171H111ZM121 172V171H120ZM129 172H127L126 174H128ZM236 172V173H235ZM237 172H239L240 173V175L241 176H239L238 178H236V176L235 175H233L232 173H235V174H237ZM108 173H110L109 171H108ZM115 173V172H114ZM116 173H117V171H116ZM115 173V174H116ZM122 173H119V174H121V177H123L122 176ZM238 173V174H239ZM247 173V172H246ZM96 174V173H95ZM107 174V173H106ZM112 174H113V172H112ZM114 174V175H115ZM232 174V175H231ZM104 175V174H103ZM109 175V174H108ZM117 175V174H116ZM134 175V176H133ZM242 175H243V177H242ZM107 176V175H106ZM129 176V175H128ZM130 176H129V178H130ZM176 176H178V177H180L182 180L184 179V180H186V182H187V184L186 183H184V181H183V184H185V186L183 185V187L181 188V190L179 189V190H177L176 188L177 187H174L175 189H176V191L174 192V190H173V187H168V185H170V184H167V181H168V183H169V181L171 182V180L172 179H174V177H176ZM96 177V176H95ZM107 177H110L109 179H112L113 177L110 175V176H107ZM106 177V178H107ZM133 177H135V180L133 181ZM102 178V177H101ZM177 178V177H176ZM175 178V179H176ZM113 179H115V177L113 178ZM117 179V178H116ZM120 179V178H119ZM236 179H238V180H236ZM103 180H105V179H103ZM123 180V179H122ZM107 181V180H106ZM109 181V180H108ZM113 181H115V180H113ZM104 182V181H103ZM124 183V182H123ZM114 184H115V182H114ZM114 184H112L113 186L112 187H114ZM117 184H119V182L117 183ZM173 184H175V183H173ZM181 184V183H180ZM176 186V185H175ZM177 186H178V184H177ZM118 187V186H117ZM121 188V187H120ZM172 188V189H171ZM261 189V191L259 192V194H258V199L256 200H254V199H252V197H251V195L253 194V193H256L257 194V189ZM259 189H258V191H259ZM91 190V189H90ZM105 191V190H104ZM117 191V190H116ZM92 192V191H91ZM118 192V191H117ZM178 192H180V196H177L179 193ZM107 193V192H106ZM177 193V195H175ZM111 194H112V192H111ZM116 194V193H115ZM109 196V195H108ZM111 196V195H110ZM189 196H193V198H196L200 203H201V205L203 206L204 205V208H203V211H201V210H195L194 211V213L196 212H198V214H197V217H195L196 216V214H194L193 213V215L192 214H190V212H189V205H191V204H189V199H187V197H189ZM4 198H5V196H3ZM139 197V198H140ZM115 199H116V197H115ZM117 200H119L120 201V199H117ZM136 200V199H135ZM138 200H140V199H138ZM196 200V201H197ZM145 201V202H144ZM149 201V202H148ZM137 201H135V203H136ZM146 203V204H144V203ZM7 203V202H6ZM106 203V202H105ZM120 203V202H119ZM129 203V204H128ZM198 203V202H197ZM107 204H109V203H107ZM121 204V203H120ZM131 204H133V202L131 203ZM110 205V204H109ZM124 205V204H123ZM200 205V204H199ZM8 206V205H7ZM127 206H126V208H125V206H124V208L126 209V210H128L129 211V209H127ZM132 206V205H131ZM130 206V207H131ZM141 206H140V208H141ZM193 206V205H192ZM202 206H201V208H202ZM145 207V206H144ZM196 207V206H195ZM200 207V206H199ZM2 208V207H1ZM122 208H123V206H122ZM123 208V209H124ZM137 208H139V207H137ZM139 208V209H140ZM141 208V209H142ZM147 208H149V209H151V207H150V205H149V207H147ZM193 210H194V207H191ZM201 208H199V209H201ZM134 209V208H133ZM132 209V210H133ZM146 209V208H145ZM196 209V208H195ZM198 209V208H197ZM105 210H106V208H105ZM124 211V213H125V215H121L122 217L124 216L125 218H126V215H128V217H133V216H131L130 214L131 213H129V212H127V211ZM131 210V211H132ZM122 213H120V214H123V210L121 211ZM126 212H127V214H126ZM148 212V211H147ZM144 214V213H143ZM137 215V214H136ZM195 215V216H194ZM6 216V215H5ZM7 217V216H6ZM119 217H120V215H119ZM127 217V218H128ZM126 218V219H127ZM10 219V218H9ZM144 219H146V220H144ZM123 220V219H122ZM144 220V222H142ZM198 220H200V221H198ZM130 221V220H129ZM105 222H107V221H105ZM126 222V221H125ZM168 222H167V224H168ZM4 223V222H3ZM14 223V222H13ZM130 223V222H129ZM134 223V222H133ZM136 223V222H135ZM139 224H140V221L138 222ZM180 223V222H179ZM7 224V223H6ZM6 224H4V225H6ZM16 224V223H15ZM15 224H13V226L15 225ZM117 224V223H116ZM131 224V223H130ZM142 224H140V231L141 230H145V229H141V227H143L144 228V226L142 225ZM2 225V224H1ZM1 225H0V227H1ZM4 225H2V226H4ZM108 225V224H107ZM135 225V224H134ZM137 225V224H136ZM142 225V226H141ZM165 225V224H164ZM175 226V223H173L171 226ZM182 226H184V224L182 223L181 224ZM177 226H180L179 224H177ZM181 226V227H182ZM137 227V226H136ZM176 227V226H175ZM180 227V228H181ZM15 228V227H14ZM106 228V227H105ZM121 228H123V226L121 227V225H120V229ZM161 228H162V230L166 233V231H169V230H172V232L170 231V233H168V234H164V233H161L162 232V230H161ZM186 228H187V230H186ZM19 229V228H18ZM17 228H16V230H18ZM129 229V228H128ZM169 229V230H168ZM6 230V231H5ZM8 227L7 228H2L1 227V229H0V255H2V257H4L3 255H5V256H8L9 254H7V253H13V251L15 250L16 251V248H17V246L19 245V244H17V242H15L16 241V239L13 237L14 236V232H15V230H13L11 227L9 228V230L8 231H10V232H12V233H9L8 231ZM123 230H125V229H123ZM130 230V229H129ZM179 230V231H180ZM186 230V231H185ZM14 231V232H13ZM111 231H113V230H111ZM131 231H134V230H131ZM139 231V232H140ZM20 233H21V231H19ZM119 232H122V229L119 231ZM118 232V233H119ZM125 233L127 232V231H124ZM124 232H122V234L124 235ZM148 232V231H147ZM146 232V230L144 231V233H147ZM183 232V233H184ZM112 234H115V233H113V232H111ZM129 233V232H128ZM127 233V234H128ZM142 233H143V231H142ZM172 233V234H171ZM11 234H12V236H11ZM16 235H17V232L15 233ZM108 234V233H107ZM134 234V233H133ZM176 234H174V236L176 237ZM15 235V236H16ZM21 235V234H20ZM101 235V234H100ZM140 235V234H139ZM143 235V234H142ZM179 235V234H178ZM10 236L12 237V239H14V240H12L11 238H10ZM19 236V235H18ZM111 236H113V235H111ZM127 236V235H126ZM180 236H178V237H180ZM101 237H102V235H101ZM108 237V236H107ZM123 237H125V235L123 236ZM130 237V236H129ZM135 237V236H134ZM11 239V243L9 242V240ZM20 238H22L21 236H20ZM20 238H17V239H20ZM121 238V237H120ZM111 238H108V241L110 240ZM134 239V238H133ZM137 239V238H136ZM242 239H244V241H242ZM22 240V239H21ZM114 240V239H113ZM120 240V239H119ZM139 240V239H138ZM191 240V243L190 244H193L192 242H195V244L196 245H198V244H202V243H204V242H207V244H209V245H213V246H216L215 248L217 249L218 248V251L217 250H214V252L216 253L215 255L213 254L212 256L210 255H207V252L204 254L203 252V255H199V254H197V255H194V256H190L191 254H193V252H195V254L197 253L196 251L197 250H195V247H193L192 245H190L189 246V241ZM192 240H194V241H192ZM16 243L15 244V246H16V248L15 247H12V246H14V244L12 245V243H14V242ZM18 241V240H17ZM133 241V240H132ZM140 241V240H139ZM20 242V241H19ZM99 242H101V241H99ZM105 243H108V242H105ZM139 243V242H138ZM174 243V244H173ZM126 244V243H125ZM206 244V245H207ZM130 245V244H129ZM135 245V244H134ZM142 245V244H141ZM194 245V244H193ZM20 247H21V242H20V245H19ZM22 246H23V240H22ZM111 246V245H110ZM122 246V245H121ZM170 246V254L167 256V253L166 252H164V251H167L166 250V248L168 249V247ZM194 248V250L192 249V247ZM200 245H198V247H199ZM11 247H12V249L13 248H15V249H13V251H12V249H11ZM102 246H100V248H101ZM172 247V248H171ZM177 247L175 248V250L177 249ZM189 247H191V249L193 250V252H191L190 251V249H189ZM106 248V247H105ZM124 248V247H123ZM126 248V247H125ZM209 248V247H208ZM11 249V250H10ZM97 249V248H96ZM107 249V248H106ZM196 249H198L197 248V246H196ZM206 249V248H205ZM98 250V249H97ZM102 250V249H101ZM109 250H111V249H109ZM123 250V249H122ZM134 251L135 250H137V249H133ZM174 250V249H173ZM89 251V250H88ZM113 251H114V249H113ZM118 251V250H117ZM168 251H169V249H168ZM189 251V257L190 258H186V256H183V254L184 253H186L187 254V252ZM98 252V251H97ZM96 252V253H97ZM116 252V251H115ZM121 252H123V254H122V256H121V254L119 255V253L117 252V254L118 255H115V254H113L112 255V253H110L109 252V254H110V257H108V261H106L105 263H108V264H120V262L121 261H123V264H132L131 262H134V261H137L138 260V256L136 255V257H135V254H133L131 257H133V258H129V259H127V263H126V261L124 262V258H123V255H124V250L123 251H121ZM131 252H133V251H131ZM136 252H138V251H136ZM176 252V253H175ZM190 252H191V254H190ZM199 252H201V251H199ZM212 252H213V250H212ZM16 253V252H15ZM90 253V252H89ZM89 253H88V255H89ZM147 253H145V254H147ZM149 253V254H150ZM136 254H138V253H136ZM182 254V255H181ZM15 255V254H14ZM86 255V254H85ZM127 254L125 253V255L124 256H126ZM148 255V254H147ZM151 256H154V255H152V254H150ZM156 255H157V252H156ZM155 255V256H156ZM182 257L183 256V258H180V256ZM188 255H187V257H188ZM11 256H12V254H11ZM16 256V255H15ZM163 256V255H162ZM105 257V256H104ZM122 257V258H121ZM128 257V256H127ZM126 257V258H127ZM172 257V256H171ZM8 258V257H7ZM10 259L12 258L13 260H14V258L13 257H9ZM106 258V257H105ZM125 258V259H126ZM154 258H156V257H154ZM170 258V257H169ZM184 258H186V259H184ZM4 259H5V257H4ZM90 259V258H89ZM88 259V260H89ZM157 259V258H156ZM165 259V257L163 256V258L161 259L160 258V260L158 259L157 261H155V259H153L152 261V263H151V260H150V264H167V260ZM16 260H18V259H16ZM98 260H99V258H98ZM106 260V259H105ZM105 260H103V261H105ZM171 260H173V259H169V261H168V263L169 262H172ZM1 261V260H0ZM147 261V260H146ZM165 261V262H164ZM2 262V261H1ZM1 262H0V264H1ZM9 262V261H8ZM15 262V261H14ZM17 262V261H16ZM143 262V261H142ZM145 262V261H144ZM213 262V263H212ZM12 263V262H11ZM99 263H101V262H99ZM147 264H148V262H146ZM121 264H122V262H121ZM170 264V263H169ZM171 264H173V262L171 263ZM215 264V263H214Z\"/></svg>", "mask_w": 264, "mask_h": 264}]
</instances>
